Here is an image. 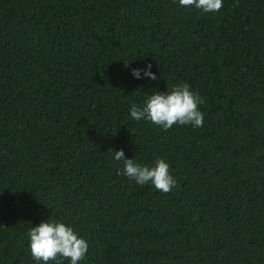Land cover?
I'll return each instance as SVG.
<instances>
[{"label": "trees", "instance_id": "obj_1", "mask_svg": "<svg viewBox=\"0 0 264 264\" xmlns=\"http://www.w3.org/2000/svg\"><path fill=\"white\" fill-rule=\"evenodd\" d=\"M149 62L157 80L132 75ZM185 82L203 126L130 116ZM48 219L87 241L79 264H264V0H0V264H43L28 233Z\"/></svg>", "mask_w": 264, "mask_h": 264}, {"label": "clouds", "instance_id": "obj_2", "mask_svg": "<svg viewBox=\"0 0 264 264\" xmlns=\"http://www.w3.org/2000/svg\"><path fill=\"white\" fill-rule=\"evenodd\" d=\"M182 7H195L204 12L219 11L223 7V0H179ZM125 67L129 62H124ZM149 62L145 68H133L132 75L141 79L144 77L157 80L158 77L151 71ZM205 101L201 95L191 90L188 83H178L171 91L154 90L144 101L143 106L133 104L130 107V116L139 121L147 119L153 124L167 130L174 125L203 126V113L200 105ZM111 149V148H110ZM112 150V149H111ZM116 161H123L121 173L133 179L138 185L151 183L158 191L169 193L176 186L177 181L170 172V165L160 158L154 166L142 165L133 158H126L123 149L112 150ZM32 257L43 264H61V259H69L70 264H79L88 252L87 241L78 235L75 229L63 222L48 219L32 226L28 233Z\"/></svg>", "mask_w": 264, "mask_h": 264}]
</instances>
